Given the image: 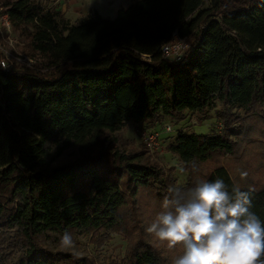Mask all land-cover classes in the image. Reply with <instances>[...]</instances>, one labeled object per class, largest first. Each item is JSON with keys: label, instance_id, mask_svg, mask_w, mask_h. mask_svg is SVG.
Returning a JSON list of instances; mask_svg holds the SVG:
<instances>
[{"label": "trees", "instance_id": "1", "mask_svg": "<svg viewBox=\"0 0 264 264\" xmlns=\"http://www.w3.org/2000/svg\"><path fill=\"white\" fill-rule=\"evenodd\" d=\"M3 5L36 68L0 69V264H173L145 209L202 180L251 190L264 223V0H131L76 23L41 0ZM174 34L190 41L184 63L162 54ZM211 112L219 129H179L167 145L184 185L145 144L118 145L130 120L150 131ZM193 162L213 166L198 174ZM66 231L73 248L61 247ZM115 235L118 256L104 251Z\"/></svg>", "mask_w": 264, "mask_h": 264}, {"label": "clouds", "instance_id": "2", "mask_svg": "<svg viewBox=\"0 0 264 264\" xmlns=\"http://www.w3.org/2000/svg\"><path fill=\"white\" fill-rule=\"evenodd\" d=\"M168 192L146 232L169 250L180 249L173 264H264V223L251 211V190L234 186L229 192L216 179L187 189L173 185ZM60 244L73 248L72 235L64 232Z\"/></svg>", "mask_w": 264, "mask_h": 264}, {"label": "rangeland", "instance_id": "3", "mask_svg": "<svg viewBox=\"0 0 264 264\" xmlns=\"http://www.w3.org/2000/svg\"><path fill=\"white\" fill-rule=\"evenodd\" d=\"M4 1L5 0H0V4H4ZM41 1L43 4H48L50 6L57 5L60 9L61 5L67 6V0H60V2L59 0ZM130 3L131 0H100L97 4L99 9H97L96 7H93V9L98 10L99 13L105 17L114 18L119 8L127 7ZM67 16L72 20V22L76 23L85 15H80L77 13L73 14L68 12ZM20 41L24 44V41ZM21 48L22 45L20 46V50ZM17 65L18 64L16 63L14 64L15 67ZM211 113V117L203 121H199L195 116L189 115L183 121L177 123L173 121H166L157 125L153 130L150 131L142 129L137 130L135 122L130 120L122 130L116 132V136L118 138V145L123 149L135 151L141 149V147H144V144L147 147L145 141L146 135H148L150 132H158V147L154 150H150L147 147V150L149 151L152 160L158 163L162 168L166 170L170 168L174 169L177 174L179 183L181 185H184L188 178V171L185 169L183 172L181 171L182 165H180L178 158L168 151L167 145L174 139L175 134L179 129L193 130L197 133H208L212 129H219L221 127V123L215 118L214 112ZM166 126H170L171 130L167 131ZM220 163L228 165L231 168L233 174H236V172L238 171L239 165H237L234 160L221 159ZM212 166L213 164L210 163H201L197 164L195 169L197 170L198 174H202L207 172ZM160 211H155V209H153V205H150L145 209V213L147 215V218L149 219L148 223H146L147 226L152 223V221L155 219L156 215ZM149 236L153 242L155 241L158 244V246L164 251V253L169 258L174 259L177 255H179L180 249L169 250L164 243L157 241L151 234H149ZM125 246L126 241L122 237L115 235L114 238L104 246V251L107 252V254H113L118 256L123 254ZM89 250H91V248H89Z\"/></svg>", "mask_w": 264, "mask_h": 264}, {"label": "built area", "instance_id": "4", "mask_svg": "<svg viewBox=\"0 0 264 264\" xmlns=\"http://www.w3.org/2000/svg\"><path fill=\"white\" fill-rule=\"evenodd\" d=\"M23 43L13 34V28L9 13L3 4H0V69L13 71L14 64H22L29 68H36V60L20 50ZM190 41L174 34L172 39L162 46V54L173 63H184L188 60ZM14 63V64H13ZM170 131L171 127L166 126ZM158 132H150L146 135V145L150 150L158 147Z\"/></svg>", "mask_w": 264, "mask_h": 264}, {"label": "crops", "instance_id": "5", "mask_svg": "<svg viewBox=\"0 0 264 264\" xmlns=\"http://www.w3.org/2000/svg\"><path fill=\"white\" fill-rule=\"evenodd\" d=\"M98 1L100 0H67V6L61 5V9L66 15L68 12L87 15L91 10H94L93 7L99 9Z\"/></svg>", "mask_w": 264, "mask_h": 264}]
</instances>
